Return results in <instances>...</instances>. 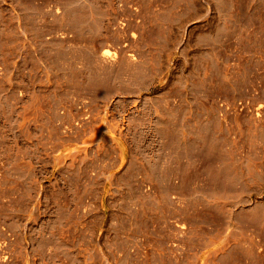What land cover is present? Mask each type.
<instances>
[{
  "label": "rangeland",
  "instance_id": "374dc122",
  "mask_svg": "<svg viewBox=\"0 0 264 264\" xmlns=\"http://www.w3.org/2000/svg\"><path fill=\"white\" fill-rule=\"evenodd\" d=\"M0 264H264V0H0Z\"/></svg>",
  "mask_w": 264,
  "mask_h": 264
},
{
  "label": "crops",
  "instance_id": "0c3cea01",
  "mask_svg": "<svg viewBox=\"0 0 264 264\" xmlns=\"http://www.w3.org/2000/svg\"><path fill=\"white\" fill-rule=\"evenodd\" d=\"M262 65L261 61L258 62L257 67ZM159 163V162H158ZM158 163H153V165L149 166L150 168L157 169L159 168ZM159 166V167H158ZM148 167H145L142 159H128L122 169L123 174H127L128 178H146L150 176L148 171Z\"/></svg>",
  "mask_w": 264,
  "mask_h": 264
},
{
  "label": "built area",
  "instance_id": "2783aa9c",
  "mask_svg": "<svg viewBox=\"0 0 264 264\" xmlns=\"http://www.w3.org/2000/svg\"><path fill=\"white\" fill-rule=\"evenodd\" d=\"M220 106H222L225 110H227L229 112H232V111H234L236 109L242 110L245 107L244 104H243V102L241 100H238L235 104H230V103H228L226 101H221L220 102ZM219 114H220V116L222 118H225V114L223 113L222 110L220 111Z\"/></svg>",
  "mask_w": 264,
  "mask_h": 264
}]
</instances>
